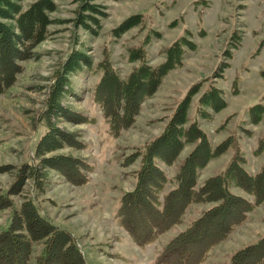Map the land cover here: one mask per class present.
I'll list each match as a JSON object with an SVG mask.
<instances>
[{
    "label": "rangeland",
    "instance_id": "rangeland-1",
    "mask_svg": "<svg viewBox=\"0 0 264 264\" xmlns=\"http://www.w3.org/2000/svg\"><path fill=\"white\" fill-rule=\"evenodd\" d=\"M53 3L48 12L47 36L21 61L23 68L16 80L0 94V187L13 181L22 161L30 160L37 132L43 129L37 114L56 71L61 70L60 65L71 50L76 52V58L89 59L92 64L108 54L123 76L136 62L128 59L127 49L136 46L147 30L160 34H155L145 46L151 64L163 60L165 46L184 31L191 33L195 43V48L182 57L183 65L167 72L153 95L142 102L133 124L118 137L109 134L92 100L100 72L64 70L60 78L62 97L56 111L51 108L49 112L51 124L66 141L43 153L41 158L65 154L76 162L78 158L87 159L93 169H83L89 180L79 184L69 158L49 160L55 166L67 164L65 167L70 169L66 176L48 165L41 167L47 179V189L40 201L43 212L77 237L85 264H153L170 236L216 203L213 200L189 206L184 221L143 247L133 242L115 220L119 196L132 188L140 163L139 156L134 157L135 148L161 131L175 102L191 82L205 79L194 98L208 81L222 90L224 106L213 111L210 120L200 121L213 143L234 132L250 172L257 171L264 161V152L252 153L264 132V114L257 122H251L246 113L248 105L259 101L264 93V0H53ZM135 12L143 13L144 26L138 24L115 36L116 24ZM226 49L231 51L229 56L224 55ZM221 60L227 65L220 71ZM79 63L85 67V62ZM210 76L211 79L206 78ZM192 109L193 104L189 113ZM84 114L94 116L93 122L81 120L86 119ZM190 148L184 147L180 156ZM230 155L231 151L226 150L210 159L201 169L199 181L219 171ZM172 171L174 168L167 167L169 176ZM21 178L24 193L31 180L29 175ZM136 213L130 207L128 220L136 219ZM213 223L212 219L204 223L203 235L196 232L189 237L184 246L188 245L191 252L186 255L184 247L177 254L178 264L182 258L189 262L196 252L193 245H200L213 233ZM6 225V212L1 211L0 229ZM263 234L264 201L248 212L226 239L211 247L202 264H226L236 248Z\"/></svg>",
    "mask_w": 264,
    "mask_h": 264
},
{
    "label": "trees",
    "instance_id": "trees-1",
    "mask_svg": "<svg viewBox=\"0 0 264 264\" xmlns=\"http://www.w3.org/2000/svg\"><path fill=\"white\" fill-rule=\"evenodd\" d=\"M51 4L54 5L53 0H0V94L16 80L17 73L23 68L21 61L26 60L32 48L47 36ZM144 22L143 13L135 12L119 21L113 32L119 36L138 24L144 26ZM155 34L160 35L147 30L136 46L127 49L128 59L136 62L123 76L108 54L94 64L89 59L76 58V52L72 50L65 56L37 114L43 129L37 132L39 135L30 160L22 161L16 168L13 181L0 187V212L5 211L7 215V225L0 229V264H58L57 261L59 264H85L77 237L47 216L40 206L41 194L47 189V179L43 177L41 167L48 165L68 176L70 168L65 167L67 164L55 166L48 161L69 158L77 182L84 184L89 178L83 169L92 170L93 165L83 158L76 162L75 158L65 154H55L51 159L41 158L43 153L66 141L59 137V131L51 124L49 112L51 108L56 111L58 107L62 97L60 78L67 68L70 72H100L92 100L100 110L109 134L118 137L133 124L142 102L153 95L167 72L180 68L184 54L195 48L191 33L184 31L165 46L163 60L151 64L145 46ZM230 52L226 49L224 55L229 56ZM80 61L85 62V67ZM226 65L227 62L221 60L218 69L221 71ZM211 76L206 78L211 79ZM204 81L200 78L191 82L175 102L161 131L135 148L134 157L139 156L140 163L134 173V184L118 199L116 224L139 247L152 243L161 233L184 221L189 206L216 201L170 236L153 264H178L180 251L186 248V255L191 252L184 243L196 232L203 235L204 223L212 219L213 233L200 245H193L196 252L189 262L179 259L181 264H202L211 247L226 239L246 219L247 213L264 201V161L257 171L250 172L245 167L247 159L237 134L230 132L213 143L209 133L202 128L200 121L210 120L212 112L225 104L222 90L211 81L194 98ZM262 100L264 93L259 101L248 105L246 113L251 122H257L263 116ZM191 104L193 109L189 113ZM82 116L86 119L81 120L93 122L94 116ZM189 145V152L180 156L184 147ZM226 150H230L231 155L221 169L199 181L200 171L207 162ZM262 152L264 132L252 150L255 155ZM167 167L174 168L171 176ZM24 175H29L31 182L30 188L23 193L21 176ZM167 183L170 184L168 187ZM130 207L137 212L136 219L134 217L132 221L128 220ZM226 264H264V234L236 248Z\"/></svg>",
    "mask_w": 264,
    "mask_h": 264
},
{
    "label": "crops",
    "instance_id": "crops-1",
    "mask_svg": "<svg viewBox=\"0 0 264 264\" xmlns=\"http://www.w3.org/2000/svg\"><path fill=\"white\" fill-rule=\"evenodd\" d=\"M63 226V225H62ZM65 228H67L66 226H64ZM68 229V228H67ZM69 230V229H68ZM91 261V259H90V257L88 258V262H90Z\"/></svg>",
    "mask_w": 264,
    "mask_h": 264
},
{
    "label": "bare ground",
    "instance_id": "bare-ground-1",
    "mask_svg": "<svg viewBox=\"0 0 264 264\" xmlns=\"http://www.w3.org/2000/svg\"><path fill=\"white\" fill-rule=\"evenodd\" d=\"M150 165V164H149ZM149 167V166H148ZM150 169V168H149ZM144 229V228H143ZM145 231V230H144ZM140 234V233H139ZM143 234V233H142ZM145 234V233H144ZM212 236V235H211ZM133 237V236H132ZM208 238V237H207ZM133 239H135V238H133ZM179 248V247H178ZM46 260V259H45ZM49 262V261H48ZM45 263V262H44Z\"/></svg>",
    "mask_w": 264,
    "mask_h": 264
}]
</instances>
